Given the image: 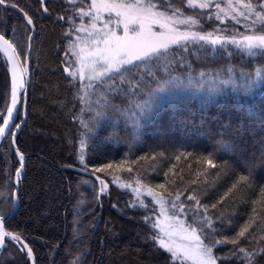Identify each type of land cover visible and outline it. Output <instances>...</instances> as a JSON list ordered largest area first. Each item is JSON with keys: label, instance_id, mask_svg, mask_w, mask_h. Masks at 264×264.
<instances>
[{"label": "trees", "instance_id": "obj_1", "mask_svg": "<svg viewBox=\"0 0 264 264\" xmlns=\"http://www.w3.org/2000/svg\"><path fill=\"white\" fill-rule=\"evenodd\" d=\"M6 2L27 13L34 34L28 113L16 138L17 148L25 155V169L19 182V205L5 228L28 243L36 264H179L153 239L158 237L153 197L171 215L196 228L204 244L213 247L217 264H249L239 252L241 247L253 254L251 264H264V199L260 197L264 189V58L249 56L231 39H225L223 46L196 42L188 51L173 46L177 58L182 53L191 65V82L188 75H179L173 84L177 96L133 136L135 109H109L103 85L92 81L96 86L90 87L89 80L69 75L68 34L75 30L80 9L88 10L89 0ZM167 3L198 20L200 32L234 37L246 31L235 21L209 18L208 9L190 8L185 0ZM251 3L259 11L264 0ZM30 31L20 11L0 5V32L22 59ZM254 31L264 33L261 23ZM257 71L261 81L245 93L249 76L254 79ZM225 80L228 83H222ZM8 98L7 65L0 53V111L6 109ZM112 102L127 107L125 98L114 96ZM100 112L103 115H97ZM21 114L19 110L17 117ZM182 120L191 123L185 126ZM97 121L95 130L88 133L84 124ZM237 128V135L228 134ZM81 140L85 141L83 164ZM221 140L230 144V150L221 147ZM213 153L216 167L210 168L203 158ZM106 164L113 167L94 171ZM16 165L6 140L0 148L1 215L13 208L9 178ZM70 166L104 178L109 189L101 192L92 177ZM249 169L251 186L240 184L233 189ZM246 225L250 227L245 237H238ZM226 239L239 243L215 244ZM0 264L28 261L19 253L10 257L5 250Z\"/></svg>", "mask_w": 264, "mask_h": 264}, {"label": "snow or ice", "instance_id": "obj_2", "mask_svg": "<svg viewBox=\"0 0 264 264\" xmlns=\"http://www.w3.org/2000/svg\"><path fill=\"white\" fill-rule=\"evenodd\" d=\"M71 2V0H69ZM6 0H0V5H4ZM189 7H197L194 0H188ZM16 7L15 4L11 5ZM200 8H208L209 0L199 3ZM219 12L228 15L230 11L235 12V9L229 3L227 9L220 8V5H216ZM243 8L247 10L249 15H254L255 19L261 22V28L264 29V5L260 6V10L257 11L254 5L249 0L248 3L243 4ZM169 9L171 11L169 12ZM47 11V8L44 9ZM108 13V19L102 20L101 13ZM115 13V24L113 25L112 14ZM27 23L31 25L32 19L24 14ZM79 15L81 17L90 16L91 21L89 27L93 31H88L83 25L80 28L75 29L77 32L87 31L88 40H85V44H91L93 47L91 50L81 48L80 52H74L79 61V69L77 72H69V75L73 78L85 79L86 72L88 73L87 79L90 81V87L96 85L91 84L95 81L99 85H103L106 88V94L103 97L107 107L115 112L129 111L135 109L133 115L136 117L134 121L135 132L130 135L135 136L142 124H147L152 121L158 112L165 106V104L174 99L177 96V92L173 86L174 81L179 78V75H188L189 82H191L192 67L187 64L186 58L180 54V58H177V53L173 46H177L183 51L189 50V45L196 42H204L210 45H221L227 42L223 37H213L212 33L200 34L197 31H192V26L198 25L199 21L187 17L180 19L182 15L180 9L175 8L173 5L168 4L167 0H133V2H127V0H92L89 5V11L80 9ZM239 16L248 18V15L244 11L238 13ZM64 19V17H61ZM216 19H220L219 13ZM232 19L239 20L236 16ZM98 21L103 22V29L97 28ZM255 22V21H254ZM187 25V28L181 29L177 26ZM119 29H122V34H118ZM69 36L71 33L68 34ZM31 39V37H29ZM77 37V40H80ZM231 44L236 45L238 48L246 50L248 55L256 57L259 55L264 58V35H244L242 40L232 38ZM76 44H73L75 49ZM0 49L4 54L8 56L10 61L15 57L9 55L16 53L14 45L6 39L3 35H0ZM255 49L260 50L259 53L253 51ZM183 69V72H180ZM229 72L232 69H228ZM174 73H178L174 74ZM200 76H204L205 73L200 72ZM249 85L243 89L245 93L251 90L258 82L261 81L260 72L257 71L255 78L249 76ZM222 83H228L227 80ZM25 88L23 76H17V66L14 64L12 68V88H11V105L7 108L6 116L0 114V137L5 135H11L14 137L15 133L11 131L12 128H19V124L12 123L13 112L16 110L18 103V91ZM212 91H220L219 89H213ZM122 97L127 101V107L121 108L112 102L113 97ZM209 100L212 97L208 98ZM97 115H103V112L97 113ZM95 123H85L84 127L88 133H92L96 126ZM190 121H181L182 125H187ZM195 127V126H193ZM240 129H233L229 135H237ZM81 155L80 162L84 163L83 148L85 141L81 140ZM221 147L226 150H230V144L225 143L223 140L219 141ZM214 153L208 157L203 158L206 165L210 168L216 167L213 157ZM180 157L177 156L176 159ZM20 168L16 170L17 178L20 177L23 168L24 157L21 154ZM112 164H106L103 167L95 168V172H104L106 169L112 168ZM119 167V165L117 166ZM130 171V169H129ZM251 169H249L248 175H240L236 184L233 185V189L238 188L240 184H246L251 186L249 176H251ZM99 179V177H97ZM102 185L101 192L105 190L107 185L103 180H100ZM163 188L164 185H159ZM231 191V190H230ZM149 195H153L151 190ZM261 199H264V189L260 191ZM179 199V196L176 197ZM189 200H194V196H189ZM160 201H157L159 203ZM260 203V201H256ZM199 205V201H197ZM175 208V204H172ZM215 207V205H213ZM179 211H184V206L181 205ZM255 211V209H254ZM166 219H175V217H165ZM5 217H0V247L5 245V238H10L21 244V251L27 252L28 257H32L33 253L31 248L27 244L23 243L21 237L18 234L9 232L4 227ZM156 228H160V232L169 238L172 237L173 232L161 227L159 221L154 225ZM209 227L211 223L209 222ZM250 225H246L239 233L238 237H245V233L248 231ZM188 239L189 237H182ZM153 239H158V243L161 248L166 249L172 254V257L176 260H192L193 264H217V258L213 255V247L211 245H205L201 240L200 235L196 234V228L191 230V239L195 241L194 247L180 246L173 247L172 244L166 243L163 238L156 236ZM232 243L237 245L238 239L215 241V244ZM183 252V257L179 255ZM261 251H264L262 249ZM239 252L243 254V258L248 260L251 264V253H248L244 248H239ZM235 254V253H234Z\"/></svg>", "mask_w": 264, "mask_h": 264}, {"label": "rangeland", "instance_id": "obj_3", "mask_svg": "<svg viewBox=\"0 0 264 264\" xmlns=\"http://www.w3.org/2000/svg\"><path fill=\"white\" fill-rule=\"evenodd\" d=\"M185 1H186L187 6L189 7L188 0H185ZM127 2H133V0H127ZM194 2L197 4V7H194L195 9H197V10L208 9V14H209L208 17L209 18H216L217 14L219 13L220 19L222 21H226V19H228V20H232V21L236 22V19H232L233 16H236V18L239 20L238 24L242 25V27L245 28L246 31L242 30L238 36H234V37H229L227 35H222V34L212 33V32H200L197 30V25L192 26V28H191L192 31H197L200 34L212 33L213 37L220 36V37H223L224 39L235 38L237 40H242V37L244 35H264V33H262V32H255L254 31L255 27H257L261 22L256 20L254 15H249L247 13V10L243 8V4L247 3V2H245V0H209V7L208 8H200L198 6L199 3L204 2V0H194ZM91 3H92V0H89V5ZM229 3H231L232 7L235 9V12L230 11L228 13V15L225 16L224 13L219 12L216 5L219 4L220 8L227 9ZM190 8H192V7H190ZM86 11H89V8ZM241 11H244L246 13V15H248L247 19H245V17L238 15V13ZM101 16H102V20L108 19V13H106V12H102ZM84 17H87V19L85 20ZM84 17H79V20L75 22V25H76L75 29L80 28L83 25L86 29H88V31H93L89 27L91 17L90 16H84ZM187 17H191V16H187V15L182 13V15L179 18L183 19V18H187ZM112 18H113V25H110V27H114L115 13L112 14ZM96 23H97L98 29H103V22L102 21H98ZM177 26L180 27L181 29L187 28V25L177 24ZM117 31H118V34H122V29H119ZM77 37H80L81 39L77 40ZM88 39H89V37H88L87 31L77 32L74 30V32H72L70 35V41H69L70 42V44H69L70 57L69 58L71 60L72 72H77L79 67H80L77 56L74 55L73 53L74 52H77V53L80 52L81 48H85L86 50H91V48L93 47V45H91L90 43L89 44L84 43V41L88 40ZM29 42L31 44V40ZM73 44H76L75 49H73ZM87 76H88V73L86 72L84 80H88ZM99 189H101V188H99ZM157 201H158V199L153 197V202L156 204V208H157L156 222L159 221L161 227H164L166 230L173 232L172 237L169 238L168 236H165L163 233L160 232V228H157L158 238H163L166 243L172 244L173 247H175L177 245L194 247L195 241L193 239H191V230H192V228H195V227L189 226V225H187V222H185L183 219H180L177 216L171 215L168 212V209L162 204V201H160L159 203H157ZM166 216L175 217V219H166L165 218ZM199 221L197 222L198 226H200ZM196 234L200 235L197 232V230H196ZM185 236H187L189 238L183 239L182 237H185ZM201 240L203 241L202 238H201ZM203 243H204V241H203ZM13 255L14 254L11 253L9 256L12 257ZM179 255L182 258L183 252L181 251L179 253ZM177 261L179 262V264H193L192 260H183L182 261V259H181V260H177Z\"/></svg>", "mask_w": 264, "mask_h": 264}, {"label": "water", "instance_id": "obj_4", "mask_svg": "<svg viewBox=\"0 0 264 264\" xmlns=\"http://www.w3.org/2000/svg\"><path fill=\"white\" fill-rule=\"evenodd\" d=\"M12 4H9V3H5L4 5L2 6H9V7H12L11 6ZM12 8H15L17 9L18 11H20L22 13V15L25 17V12H23L21 9H19L17 6L16 7H12ZM26 19V17H25ZM27 20V19H26ZM31 28H32V31L29 35V37L32 36V33H33V24L30 25ZM2 35V34H0ZM4 36V35H3ZM5 37V36H4ZM6 38V37H5ZM7 39V38H6ZM30 41V39H29ZM29 47H30V42H28V52H29ZM1 52L3 53V55L5 56V59L7 61V64H8V72H9V79H10V102H9V106L11 105V88H12V68H13V65L15 64L17 66V76H23V80H24V83H25V88L24 89H20L18 91V103H17V106H16V110H14L13 112V121L12 123L15 124V120H16V116H17V113H18V109H19V105L21 103V99H22V104H23V113H22V117H21V120L17 123L20 125L19 128H12L13 129V133H15L14 137L11 136V139H12V143H13V150H14V153L15 155L19 158L20 155L22 154L16 144H15V137L17 135V133L19 132V130L24 126V123H25V120H26V116H27V107H26V100H27V89H28V85H29V79H30V71L28 69V53H27V56H26V59H25V62L24 64H22L17 52L16 53H11V51H9V55H12L15 57L14 60L10 61L8 59V56H6L3 52L2 49H0ZM11 129V130H12ZM8 135H5L4 137H0V147L2 145V143L5 141V139L7 138ZM23 155V154H22ZM24 157V155H23ZM20 160V159H19ZM24 167H25V162L23 160V168L21 169V172L23 173V170H24ZM71 168H74L76 169L77 171H79L80 173H83L85 175H88L90 177H92L98 184V187L99 188H102V185L100 183V180H103L105 182V184L107 185V187L105 188L106 190L109 189V184L108 182L98 176L97 174L93 173V172H89V171H86L85 169H82L80 167H75V166H70ZM97 177H99V179H97ZM17 189H18V184H17V181H16V178H15V188H14V193H13V196H14V200H15V204L12 208L11 211H9L8 213H6L5 215L3 216H0V217H5V220H4V227H5V223L7 222V220L14 214V212L17 210V207H18V196H17ZM101 191V189H99ZM6 229V228H5ZM7 230V229H6ZM10 232V231H9ZM13 233V232H12ZM7 240H11L10 238H5V245L3 247H0V257H1V254L3 252V249L4 247L7 246ZM22 240V239H21ZM13 241V240H11ZM23 241V240H22ZM15 243H18L16 241H14ZM23 243L27 244L25 241H23ZM21 245V244H20ZM21 247V246H20ZM29 247V246H28ZM30 248V247H29ZM21 250V249H20ZM33 253V252H32ZM25 254H26V258L28 259L29 261V264H35V257H34V254L32 255V257H28L27 256V252L25 250Z\"/></svg>", "mask_w": 264, "mask_h": 264}, {"label": "flooded vegetation", "instance_id": "obj_5", "mask_svg": "<svg viewBox=\"0 0 264 264\" xmlns=\"http://www.w3.org/2000/svg\"><path fill=\"white\" fill-rule=\"evenodd\" d=\"M21 60H22V62H23V64H24V62H25V58L24 59H22L21 58ZM29 66V69H30V72H31V68H30V64L28 65ZM7 73H8V71H7ZM21 108V109H20ZM19 110H21L22 111V105L20 104V106H19ZM19 110H18V112H19ZM5 113V110L4 111H0V114H4ZM27 113H28V110H27ZM17 115H18V113H17ZM22 115V114H21ZM20 119H21V116L18 118L17 116H16V120H15V124H17L19 121H20ZM1 121L2 120H0V123H1ZM25 122H26V120H25ZM25 125V124H24ZM24 127V126H23ZM22 127V128H23ZM22 128L19 130V132L22 130ZM11 131H13V129L11 130ZM18 132V133H19ZM18 133H17V135H18ZM17 135H16V137H15V144H16V146H17V143H16V138H17ZM6 140L11 144V147H12V149H13V143H12V139H11V135H8L7 136V138L5 139V141L3 142V143H5L6 142ZM3 143H2V145H3ZM1 145V146H2ZM19 150V149H18ZM21 152V151H20ZM22 153V152H21ZM13 154H14V157H16V159H17V165H16V167L14 168V173H13V177L10 179L9 178V180L13 183V189H12V202H13V206H14V204H15V200H14V196H13V193H14V188H15V178H16V181H17V184H18V189H17V196H18V190H19V182L22 180V178H23V175H24V170H23V173L21 172V175H20V177L19 178H17V176H16V170L17 169H19L20 168V160H19V158L15 155V153H14V150H13ZM23 154V153H22ZM24 155V154H23ZM24 162H25V155H24ZM8 165H7V170H8ZM24 169H25V167H24ZM20 171H21V169H20ZM18 199H19V196H18ZM18 205H19V201H18ZM9 211H7V213H8ZM1 215V214H0ZM7 231H9L8 229H7ZM11 232V231H10ZM21 237V236H20ZM21 239L22 240H24L22 237H21ZM25 241V240H24ZM21 245H20V243H15L14 241H11V240H7V246L4 248L5 250H7V255H10L11 253H19V254H22L23 255V257H24V259H26V254H25V252L24 251H21L20 249H21V247H20ZM27 260V259H26ZM28 261V260H27Z\"/></svg>", "mask_w": 264, "mask_h": 264}]
</instances>
